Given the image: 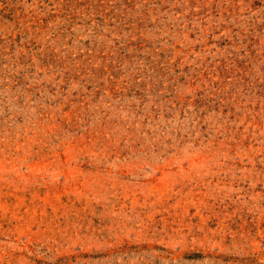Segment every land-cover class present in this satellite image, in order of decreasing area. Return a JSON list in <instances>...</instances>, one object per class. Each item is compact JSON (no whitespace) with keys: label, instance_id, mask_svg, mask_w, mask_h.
<instances>
[{"label":"rangeland","instance_id":"1","mask_svg":"<svg viewBox=\"0 0 264 264\" xmlns=\"http://www.w3.org/2000/svg\"><path fill=\"white\" fill-rule=\"evenodd\" d=\"M0 264H264V0H0Z\"/></svg>","mask_w":264,"mask_h":264}]
</instances>
